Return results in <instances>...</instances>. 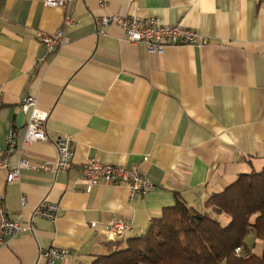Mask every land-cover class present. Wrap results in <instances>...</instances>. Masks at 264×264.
<instances>
[{"label": "crops", "instance_id": "crops-1", "mask_svg": "<svg viewBox=\"0 0 264 264\" xmlns=\"http://www.w3.org/2000/svg\"><path fill=\"white\" fill-rule=\"evenodd\" d=\"M100 1L73 2L75 23L53 53L39 34L62 28L65 9L46 0H0L2 204L11 219L22 212L30 219L45 199L60 207L56 219L35 217L33 231L8 240L0 264H35L40 249L52 245L69 251L54 264H91L109 243L144 234L177 197L202 209L239 174L264 166V0ZM111 14L182 24L208 42L149 53L116 24L97 35L98 18ZM26 95L49 111L51 139L71 138L69 170L44 169L58 158L52 141L23 143ZM20 160L29 167L9 182ZM88 160L137 165L155 187L136 198L124 184L100 181L88 189L81 172ZM116 220L133 227L114 240L106 227Z\"/></svg>", "mask_w": 264, "mask_h": 264}, {"label": "trees", "instance_id": "trees-1", "mask_svg": "<svg viewBox=\"0 0 264 264\" xmlns=\"http://www.w3.org/2000/svg\"><path fill=\"white\" fill-rule=\"evenodd\" d=\"M250 234L264 242V166L239 174L202 209L177 197L144 234L109 243L91 264H264V248L255 252Z\"/></svg>", "mask_w": 264, "mask_h": 264}, {"label": "built area", "instance_id": "built-area-1", "mask_svg": "<svg viewBox=\"0 0 264 264\" xmlns=\"http://www.w3.org/2000/svg\"><path fill=\"white\" fill-rule=\"evenodd\" d=\"M75 0H46V4L52 7H62L65 9L63 27L56 32H41L39 38L49 52H58L67 43V28L75 23L71 14V7ZM104 5L103 0L100 1ZM99 28L97 35H106L107 28L111 24H116L125 33V38L133 43L144 44L149 53L162 54L168 46L206 44L208 39L198 31L183 26L182 24L168 25L161 23L157 18H142L140 16L125 17L119 14H111L98 18ZM2 96L0 93V104ZM21 111L27 116L25 124L24 144H30L36 141H52L57 147L58 158L51 163L45 164L46 170L58 172L60 170H69L74 165V151L71 147V138L69 136H58L51 139L45 130V124L49 118V111L39 107L38 99L33 95H26L21 101ZM16 130L9 132L7 143L9 150L15 146ZM6 161L0 159V167H5ZM29 167L28 162L20 160L12 169L7 180L12 182L19 179L21 170ZM83 179L91 189L93 184L100 181L124 184L130 190L131 198L144 195L151 191L155 185L144 175L141 168L135 166H120L103 164L97 160H88L81 169ZM22 207L28 205V199L23 196L21 199ZM60 210L58 204L42 200L33 210L32 217L26 219L24 213H20L18 219L8 217L2 204L0 195V249L8 240L14 238L20 232L34 230L33 219L43 217L56 219ZM95 226V223L92 224ZM133 227L131 222L116 220L107 225L106 231L112 239L123 237ZM242 247L236 248V253L242 252ZM69 251L64 248L52 245L46 249H40L35 264H54L58 258H66Z\"/></svg>", "mask_w": 264, "mask_h": 264}, {"label": "rangeland", "instance_id": "rangeland-1", "mask_svg": "<svg viewBox=\"0 0 264 264\" xmlns=\"http://www.w3.org/2000/svg\"><path fill=\"white\" fill-rule=\"evenodd\" d=\"M247 243L253 247V249L255 250V252L257 253H261L263 248H264V242L259 240V239H256L253 234H250L248 237H247ZM108 251L105 252V254H107Z\"/></svg>", "mask_w": 264, "mask_h": 264}, {"label": "water", "instance_id": "water-1", "mask_svg": "<svg viewBox=\"0 0 264 264\" xmlns=\"http://www.w3.org/2000/svg\"><path fill=\"white\" fill-rule=\"evenodd\" d=\"M23 117H24V113L21 112V113H20V116H19V120L21 121V120L23 119Z\"/></svg>", "mask_w": 264, "mask_h": 264}]
</instances>
